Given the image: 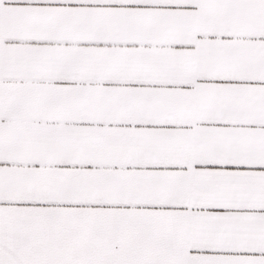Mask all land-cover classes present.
I'll return each instance as SVG.
<instances>
[{
  "label": "snow or ice",
  "instance_id": "6c2138e0",
  "mask_svg": "<svg viewBox=\"0 0 264 264\" xmlns=\"http://www.w3.org/2000/svg\"><path fill=\"white\" fill-rule=\"evenodd\" d=\"M0 264H264V0H0Z\"/></svg>",
  "mask_w": 264,
  "mask_h": 264
}]
</instances>
